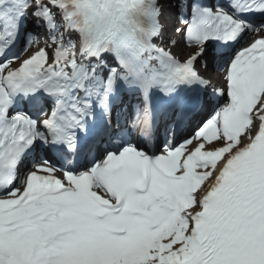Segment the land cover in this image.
<instances>
[{"label": "snow or ice", "instance_id": "snow-or-ice-1", "mask_svg": "<svg viewBox=\"0 0 264 264\" xmlns=\"http://www.w3.org/2000/svg\"><path fill=\"white\" fill-rule=\"evenodd\" d=\"M0 264H264V0H0Z\"/></svg>", "mask_w": 264, "mask_h": 264}, {"label": "bare ground", "instance_id": "bare-ground-1", "mask_svg": "<svg viewBox=\"0 0 264 264\" xmlns=\"http://www.w3.org/2000/svg\"><path fill=\"white\" fill-rule=\"evenodd\" d=\"M187 51L190 52L191 49H188ZM212 81L219 83V77L218 75H215V73H212Z\"/></svg>", "mask_w": 264, "mask_h": 264}]
</instances>
